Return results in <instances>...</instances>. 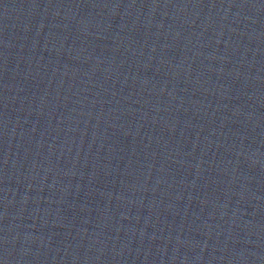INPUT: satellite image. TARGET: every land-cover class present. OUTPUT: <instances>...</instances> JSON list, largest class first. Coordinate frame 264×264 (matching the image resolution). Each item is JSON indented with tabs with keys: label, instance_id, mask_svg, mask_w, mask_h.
<instances>
[{
	"label": "water",
	"instance_id": "1",
	"mask_svg": "<svg viewBox=\"0 0 264 264\" xmlns=\"http://www.w3.org/2000/svg\"><path fill=\"white\" fill-rule=\"evenodd\" d=\"M0 264H264V0H0Z\"/></svg>",
	"mask_w": 264,
	"mask_h": 264
}]
</instances>
